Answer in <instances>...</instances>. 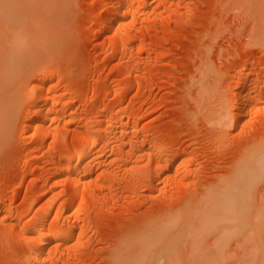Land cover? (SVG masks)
Listing matches in <instances>:
<instances>
[{
    "label": "rangeland",
    "instance_id": "rangeland-1",
    "mask_svg": "<svg viewBox=\"0 0 264 264\" xmlns=\"http://www.w3.org/2000/svg\"><path fill=\"white\" fill-rule=\"evenodd\" d=\"M23 1L31 16L0 22V264H33L43 234L70 227L77 247L48 242L45 264H264V164L238 168L264 137V0ZM87 137L98 148L78 175ZM150 225L163 227L140 255L130 230Z\"/></svg>",
    "mask_w": 264,
    "mask_h": 264
},
{
    "label": "bare ground",
    "instance_id": "bare-ground-1",
    "mask_svg": "<svg viewBox=\"0 0 264 264\" xmlns=\"http://www.w3.org/2000/svg\"><path fill=\"white\" fill-rule=\"evenodd\" d=\"M26 1V0H25ZM122 1V0H121ZM19 2L20 3H22L24 6H21L22 8H20V4H19ZM123 2H124V0H123ZM125 2H126V0H125ZM26 4H27V6H26ZM29 5H28V3H25L24 4V1L22 0V2H21V0H5V1H2V0H0V9L2 8L3 10H8V11H6L5 12V18L4 17H0V22L4 19V20H6V19H9V18H13V19H18V17L20 16V15H24L25 14V16H27L28 14H30L29 13V11L31 10V8H30V10H29ZM122 9V8H121ZM120 9V10H121ZM1 11V14H3L2 13V10H0ZM31 12V11H30ZM32 13V12H31ZM6 14H7V17H8V15H10L11 17H9V18H7L6 17ZM25 16H23V18L25 17ZM29 16V15H28ZM27 16V17H28ZM30 16H31V14H30ZM20 18V17H19ZM22 18V19H23ZM21 20V19H20ZM25 20V19H24ZM12 21H14V20H12ZM11 20H10V22H12ZM23 21V20H22ZM21 22V21H20ZM20 22H17V23H20ZM1 24H2V22H1ZM14 24V23H13ZM3 25V24H2ZM19 27L21 26V25H18ZM17 26V27H18ZM15 28V27H14ZM12 31V30H11ZM11 31H9L10 33H11ZM21 31H22V28H21ZM21 31H20V29H16L15 28V30H13L12 31V34L11 35H9L10 36V38L9 39H11V40H16V41H14V43L16 42L17 44H19V45H14V43H13V41L11 42V44L13 43V49H15V52H14V54L16 55V52L17 53H21L20 55H23V54H25L26 53V50L28 49V48H30V47H32V45L30 46V47H27V48H25V47H23L22 46V42L20 41V38H21V40H23V38H24V34H22L21 33ZM23 32V31H22ZM7 34H9V33H6V37H7ZM26 37V36H25ZM40 37H41V35H39V34H37V35H35V38H38V39H40ZM18 38H19V40H18ZM6 39V38H5ZM19 41V42H18ZM6 43V42H5ZM11 44H9V45H11ZM1 48V47H0ZM3 49H5V48H3ZM8 49V48H7ZM9 49H11V48H9ZM8 49V50H9ZM24 52V53H23ZM6 52H5V50H4V52H3V50H0V93L2 92L1 90L5 87V86H7L8 84L3 80V75H5V77H6V73L4 74L2 71H5V69H7V71H8V67L6 66V65H4L3 63H4V58L5 57H1V56H6V54H5ZM8 55H10V53H8ZM7 55V56H8ZM19 55V57H20V59L22 58V56H20ZM17 56V55H16ZM24 56V55H23ZM26 57V56H25ZM8 58H9V56H8ZM8 58H6L7 60H8ZM3 59V60H2ZM5 59V60H6ZM10 59H11V57H10ZM2 60V61H1ZM7 60H6V62H7ZM9 61H11V60H9ZM5 62V63H6ZM10 63V62H9ZM8 65V64H7ZM4 66H6V68L4 69ZM9 70H10V68H9ZM253 70V69H252ZM255 71V70H254ZM11 73V72H10ZM12 75V74H11ZM13 75H15V74H13ZM3 77V78H2ZM8 77V76H7ZM47 77V76H46ZM5 79H8V78H5ZM12 80V79H11ZM9 80H7V82H8ZM13 83V82H12ZM15 83V82H14ZM4 84H7V85H5L4 86ZM39 85V87H43V85H44V83H43V81L42 80H39V83H38ZM262 86H264V85H262ZM259 89V88H258ZM259 91V94H258V96L260 97V99L262 100L263 98H264V87L263 88H261V86H260V90H258ZM4 92V91H3ZM243 92V91H242ZM244 92H246V91H244ZM8 95V97H6L5 95ZM2 95V93L0 94V99H2V100H4V102H6V101H8V99H9V95H10V93H5V97H2L1 96ZM247 95V94H246ZM245 95V96H246ZM247 96H249V95H247ZM246 96V97H247ZM251 97V96H250ZM256 98V97H255ZM252 99H253V97H252ZM251 99V100H252ZM246 100H247V98H246ZM246 100H243L244 102H245V106L247 105L246 103ZM256 101V100H255ZM241 102H242V100H241ZM240 102V103H241ZM243 102V103H244ZM250 102V101H249ZM248 102V103H249ZM254 102V101H253ZM243 103H241L242 105H244ZM261 103V102H260ZM252 104V103H251ZM250 104V105H251ZM1 106V105H0ZM249 106V105H248ZM251 107V106H250ZM243 108V106H240V108L238 109L239 111L238 112H240L237 116H238V118L239 117H241L242 116V112L244 111V109H242ZM247 109V108H246ZM248 110H250V109H248ZM247 111V110H246ZM237 112V113H238ZM245 112V111H244ZM252 112V111H251ZM42 114V113H41ZM244 114V113H243ZM244 116H245V114H244ZM41 117V116H40ZM44 117V116H43ZM242 118V117H241ZM119 122V121H118ZM120 123V122H119ZM37 124V123H36ZM123 124V123H122ZM38 125V126H37ZM36 125V127H40V128H42V125L41 124H37ZM39 125H41V126H39ZM39 128V129H40ZM38 128H37V130H39ZM114 129V128H113ZM40 131V130H39ZM111 131V130H110ZM109 131V132H110ZM115 132V131H114ZM117 132H119V131H117ZM121 132V131H120ZM148 133V132H147ZM109 134V133H108ZM124 134V133H123ZM122 133L120 134L119 133V135H123ZM39 135V134H38ZM124 137H125V135H124ZM128 138H129V136H127ZM118 138H120L117 134L114 136V137H112V147H113V149H115V148H117V142H118ZM133 138V137H132ZM131 138V139H132ZM264 138V137H263ZM262 138V140H263V142H261L260 140L259 141H257V143H247V144H244V146H243V148H242V152H241V154H240V156H238V158L240 159L241 158V160H242V158L243 157H248V156H250V158H247V160L246 161H244V159H243V166H238V168L239 167H244L245 169H247L246 171L247 172H249L250 170L248 169L249 168V166H248V164H254V166H255V169H256V166H259L260 167V165H263L264 164V139ZM122 140V139H121ZM130 140V139H129ZM86 141H87V143H86V145L83 147V148H81V149H79L72 157H70V159L73 161H78V163L77 164H80L79 166H82L81 167V169L83 170H81V172L80 173H78V175H80V174H82L84 171H86V169H89V168H91V167H89L90 166V163H92L93 161V159H95V157L93 158V157H90V155L92 156L93 154H91V153H93L92 151V149L91 148H93V149H97L98 147H96L97 146V144H98V142H96V141H92V139H91V141H89V139H88V137L86 138ZM131 141V146L133 145V143H132V140H130ZM129 142V141H128ZM133 142H134V140H133ZM258 142H260V143H258ZM123 143H125V142H123ZM121 144L122 145V147L120 148V151L122 152L123 150H124V147L126 146L125 144ZM135 143V142H134ZM145 143V142H144ZM136 144V143H135ZM139 144V143H138ZM129 145H130V143H129ZM96 147V148H95ZM150 149H152V148H150ZM95 151V150H94ZM132 151H133V149H132ZM256 152H258V155L257 156H255L256 155ZM95 154V153H94ZM91 158V161L89 160ZM97 159V158H96ZM117 160H119L120 158H116ZM115 159V160H116ZM254 159L256 160V162L255 163H253V161H254ZM116 160V161H117ZM258 160H261V162L263 161V164L259 161V163L260 164H258V165H256L257 164V161ZM95 161V160H94ZM159 161L158 160H156V163H158ZM237 162H238V159H237ZM246 162V163H245ZM72 163V162H71ZM75 162H73V165L72 166H74L75 164H74ZM155 163V164H156ZM244 163L245 164H247V165H244ZM94 164V163H93ZM93 164H91V165H93ZM240 164V165H241ZM159 166V165H158ZM253 166V167H254ZM70 167V166H69ZM94 167V166H93ZM156 167V166H155ZM168 167V166H167ZM233 167L235 168V167H237V163L235 162V164L233 165ZM252 167V166H251ZM252 167V168H253ZM70 168H72V167H70ZM74 168V167H73ZM262 167H260V169H261ZM79 169V168H78ZM242 169V168H241ZM241 169H238L239 171L241 170ZM251 169V168H250ZM255 169H253V171L255 170ZM73 170V169H72ZM235 170H237V169H235ZM237 170V171H238ZM243 170V169H242ZM262 170V169H261ZM230 171V170H229ZM232 171V170H231ZM244 171V170H243ZM243 171H240V172H242V173H245V172H243ZM86 173V172H85ZM251 173H252V170H251ZM84 174V173H83ZM240 174V173H239ZM248 174V173H247ZM253 174V173H252ZM234 175V174H233ZM241 175V174H240ZM240 175L239 176H237V173H236V176L237 177H240ZM243 175V174H242ZM241 175V177L243 178L244 176H242ZM245 175V174H244ZM248 175H250V173L248 174ZM248 175H246L245 176V178L248 176ZM227 176H229V174L227 175ZM251 176V175H250ZM91 177V176H90ZM90 177H88V178H90ZM98 177V176H97ZM102 177V176H101ZM101 177H99V178H101ZM231 177V176H230ZM94 178V177H93ZM98 178V179H99ZM225 178H226V176H225ZM244 178V179H245ZM232 179V178H231ZM231 179H229V180H231ZM101 180H103V179H101ZM101 180H99V181H101ZM234 180V179H233ZM236 180V179H235ZM239 180H240V178H239ZM248 180H250V179H248ZM247 180V181H248ZM223 181H225V180H223ZM96 182H98V180L96 179ZM232 182V181H231ZM95 182L94 181H92L91 179L89 180V181H86L85 182V189L86 190H89V189H91V186L94 184ZM218 183H220V181L218 182ZM236 183V182H235ZM78 184V185H77ZM221 184V183H220ZM219 184V187L220 186H222V185H220ZM244 184V183H243ZM75 186H72V194H73V196L74 195H76V197H77V194H78V192H79V183H77L76 182V184H74ZM216 185H218V184H216ZM225 185H227V184H225ZM224 185V186H225ZM209 187H210V185H209ZM219 187H217V188H219ZM225 187H227V186H225ZM225 187H223V188H225ZM217 188H211L210 189V192H209V194H207L210 198H211V196L214 194H216V192L219 190H217ZM222 187H220V189H221ZM229 188V187H228ZM84 189V190H85ZM221 190H223V189H221ZM227 190V189H226ZM229 190V189H228ZM223 192H224V190H223ZM223 192H221V193H223ZM227 192V191H226ZM218 193V192H217ZM221 193H220V191H219V193L218 194H220L221 195ZM206 194V193H205ZM218 194H216V196L218 195ZM223 194H225V193H223ZM83 195L85 196V194L83 193ZM227 195V194H226ZM225 195V196H226ZM230 194H228L227 196H229ZM72 196V197H73ZM223 197H224V195H222ZM225 197V199H228L229 197ZM196 197V196H195ZM194 197V198H195ZM204 197H206L205 195H204ZM209 197L207 198V199H209ZM222 197V198H223ZM192 198L193 197H190V198H188L187 199V201L185 200V202L183 203V207H188V206H190L191 205V203H195V202H197V200L198 199H200V198H198L197 200H195V202H194V198H193V202H192ZM203 198V197H202ZM201 198V199H202ZM215 198H219V196H217V197H215ZM214 198V199H215ZM221 198V197H220ZM83 199V198H82ZM196 199V198H195ZM200 199V200H201ZM212 199V198H211ZM232 199V197L230 198V199H228V201H227V203L229 202V200H231ZM236 200H237V198H235ZM200 200L198 201V202H200ZM206 200V199H205ZM234 200V199H233ZM233 200H231L232 201V205H233ZM203 201V200H202ZM83 202V201H82ZM205 202V201H204ZM240 201H238V203H239ZM189 204V205H187V204ZM234 203H235V201H234ZM186 204V205H185ZM200 204V203H199ZM223 203H221V205H222ZM231 204V203H230ZM229 204V205H230ZM236 204V203H235ZM81 205H82V203H81ZM218 205V204H217ZM193 206H195V204L193 205ZM223 206V205H222ZM183 207H181V209L183 208ZM220 207V206H219ZM191 209V208H190ZM214 209V208H213ZM222 209V208H221ZM184 212H185V210H184V208L182 209ZM196 210V209H195ZM179 212H180V210H179ZM187 212H188V210H187ZM190 212V211H189ZM215 212H217V211H215ZM176 213V212H175ZM178 213V212H177ZM174 214L175 216H171L172 218L173 217H176V215H178V214ZM182 212H180V214H181ZM191 213V212H190ZM180 214L178 215V217H181L180 216ZM190 217V215H188L187 214V217ZM216 216V215H215ZM234 217H235V215H233ZM232 215H231V217H233ZM186 216H185V219H183L184 221L185 220H187L188 218H187ZM217 217H219L220 219H221V216L219 215V216H217ZM216 217V218H217ZM187 218V219H186ZM215 218V219H216ZM218 218V219H219ZM224 218H226V217H224ZM176 219H174L173 218V220L172 221H175ZM178 220H181L180 218L178 219ZM214 220V219H213ZM168 222H166V223H168L169 224V222L172 224V222H171V219L169 218L168 220H167ZM216 221V220H215ZM175 222H177V220L175 221ZM183 222V221H182ZM160 227H163V226H160ZM159 226L157 227L156 225H150V226H148V227H138V228H135V229H133V230H130V232H132V233H134L135 232V234H136V237H137V240H136V238H135V236H132V237H134L135 239L133 240V238L132 239H130V240H133L132 241V243L130 244V243H127V244H129V248H131L130 247V245H132V244H135V242L136 243H138L137 245H135L136 246V249H134V250H137V252H139L138 254H140V252L142 253V252H147L148 250H147V248H151V247H149V244H147L146 245V243L145 242H143L142 243V245H146V250L144 251V249L142 248H140L141 247V245H140V243H141V239H145V240H152L153 241V239L156 237V234H159L158 233V230L160 229H162V228H160ZM166 227V226H165ZM172 227H173V225H172ZM164 230H165V228H163ZM29 230V231H28ZM28 232H34L35 230H36V227L34 226V225H32V226H30L29 228H28ZM73 230H75L74 229V227L73 228H68V229H66V230H64V231H62V232H60V233H58V232H50V231H47L45 234H43V236L38 240V242L42 245V247H41V249L40 250H38L37 248H36V246H32L29 250H28V252L25 254V258L23 259V260H33V264H45V261L43 260V256L45 255V249L46 248H48V246H49V244H47L48 242H50V243H61V246L62 247H59V248H62L64 251H71L72 249H75L76 247H77V243L75 244V243H73L72 245H70V240H69V236H71L74 232H73ZM163 231V230H162ZM80 233V232H79ZM129 233V232H128ZM161 233V232H160ZM168 233H170V232H168ZM131 234V233H130ZM169 235V234H168ZM82 236V235H81ZM127 233L126 234H124L123 236H121L120 237V242H121V240H122V237L124 238V237H126L127 238ZM131 236V235H130ZM163 236V235H162ZM162 236H161V238H162ZM165 236V235H164ZM158 237H160V235L158 236ZM79 238H81L80 237V234H78L77 233V239H79ZM156 239V238H155ZM69 240V241H68ZM127 240V239H126ZM129 240V241H130ZM156 241V240H155ZM155 241H153V242H155ZM158 241H160V238H159V240ZM158 241L156 242V243H158ZM120 242H119V247L121 246H123V245H120ZM122 242H124L125 244H126V241H125V239H124V241L122 240ZM131 242V241H130ZM134 242V243H133ZM140 242V243H139ZM161 242V241H160ZM150 243V242H149ZM123 244V243H122ZM124 244V245H125ZM152 244V243H151ZM162 244V243H161ZM155 245V244H154ZM153 245V246H154ZM117 245L115 244V246H114V250H112V251H115V252H119L118 254L120 255V249H118L117 247H116ZM127 245H125V247H126ZM148 246V247H147ZM152 246V245H151ZM125 247H123L124 249H125ZM142 247H144V246H142ZM117 248V250H115ZM122 248V249H123ZM129 248H127V249H129ZM122 249H121V251H122ZM123 249V250H124ZM127 249H126V251H127ZM141 249V251H139ZM154 249V247L152 248V250ZM157 249V248H156ZM131 250V249H130ZM111 251V252H112ZM129 251V250H128ZM127 251V252H128ZM150 251H151V249H150ZM150 251H148V252H150ZM154 251V250H153ZM157 251V250H156ZM156 251H155V253H156ZM110 252V253H111ZM126 252V253H127ZM134 252V251H133ZM136 251L134 252V254L135 253H137ZM113 253V252H112ZM117 253H116V255H117ZM132 253V252H131ZM115 253H113L112 255H114ZM143 254V253H142ZM147 254H148V256H147ZM149 254H152V253H146V256H147V259L148 258H150L151 257V255H149ZM115 255V256H116ZM119 255H117V256H119ZM125 255V254H124ZM136 256H137V254H135ZM141 255V254H140ZM140 255H138V256H140ZM154 255V254H153ZM127 256V255H126ZM126 256H124V257H122L121 255H120V257H121V259L122 258H124L123 259V264H133V263H130V259L132 258V257H134V255L132 256L130 253H129V255L126 257ZM143 257H144V255H142ZM141 256V257H142ZM140 257V258H141ZM142 257V258H143ZM115 258V257H114ZM145 258V257H144ZM139 259V258H138ZM147 259H145V260H147ZM152 259H153V256H152V258H151V261H152ZM149 260V259H148ZM147 260V261H148ZM161 260V259H160ZM114 260H112V262H113ZM120 261V260H119ZM147 261H144V263H142V264H146L145 262H147ZM121 263H122V261H120ZM139 262H141V261H139ZM139 262L137 263V261L134 263V264H139ZM115 264L117 263V260H116V262H114ZM153 263H154V260H153ZM152 263V264H153ZM120 264V263H119ZM141 264V263H140Z\"/></svg>",
    "mask_w": 264,
    "mask_h": 264
}]
</instances>
